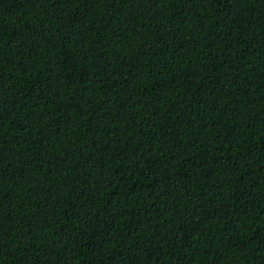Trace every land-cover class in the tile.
<instances>
[{
	"label": "trees",
	"instance_id": "obj_1",
	"mask_svg": "<svg viewBox=\"0 0 264 264\" xmlns=\"http://www.w3.org/2000/svg\"><path fill=\"white\" fill-rule=\"evenodd\" d=\"M0 264H264V0H0Z\"/></svg>",
	"mask_w": 264,
	"mask_h": 264
}]
</instances>
